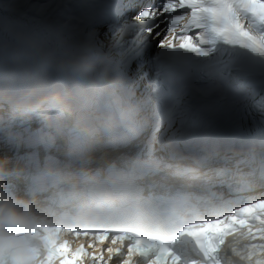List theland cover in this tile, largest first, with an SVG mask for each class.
<instances>
[{
    "label": "clouds",
    "instance_id": "1",
    "mask_svg": "<svg viewBox=\"0 0 264 264\" xmlns=\"http://www.w3.org/2000/svg\"><path fill=\"white\" fill-rule=\"evenodd\" d=\"M14 45L21 57L0 74V264H37L45 229L76 247L75 233L116 213L120 198L101 191L114 168L105 157L120 137L148 132L154 98L132 87L111 47L81 33L16 36ZM221 256L264 264V238L240 228Z\"/></svg>",
    "mask_w": 264,
    "mask_h": 264
},
{
    "label": "snow or ice",
    "instance_id": "2",
    "mask_svg": "<svg viewBox=\"0 0 264 264\" xmlns=\"http://www.w3.org/2000/svg\"><path fill=\"white\" fill-rule=\"evenodd\" d=\"M63 7L67 8L68 5ZM80 7L88 9L90 21L96 27L100 25L104 14L114 12V6L109 2H94ZM179 9H190V18L177 33L171 27L176 20H171V24L165 22ZM103 23L108 28L114 47L121 50L122 71L132 78L138 61L143 58L142 54L154 41L158 53L184 50L197 58H211L214 47L205 48L201 45L214 46L222 40L226 45L251 49L264 58V0H154L153 3L138 6L131 21L124 19L121 23V19H117L104 20ZM162 24L165 27H161ZM136 27L139 31L135 36L125 40V34ZM190 28L203 31L198 32L194 39L188 32ZM164 32H170L171 35L159 39ZM145 62L151 66L157 92L163 94V86L167 83L164 67L156 57ZM213 65L216 67L213 68ZM206 68L209 69L207 74L193 81L187 95L178 101L179 107L172 125L175 128L174 136L186 144L200 138L196 103L213 94L223 95L230 101L232 108L239 114V122L250 120L252 124L264 127V59L251 66L231 60L209 59ZM259 206L264 207V201ZM256 207L248 205L239 208L238 215L227 217L226 221L245 224L246 220L241 219V215H247ZM217 224L224 225L225 221H218ZM227 226L231 227V224ZM50 231L45 229L46 233ZM43 240L45 253L37 264H84L87 258L99 264L102 259V254L98 256L95 251L88 252L83 244L73 247L69 241H60L52 234L45 235ZM91 247L93 245H88V248Z\"/></svg>",
    "mask_w": 264,
    "mask_h": 264
},
{
    "label": "bare ground",
    "instance_id": "3",
    "mask_svg": "<svg viewBox=\"0 0 264 264\" xmlns=\"http://www.w3.org/2000/svg\"><path fill=\"white\" fill-rule=\"evenodd\" d=\"M60 2L61 0H0V16L23 19L26 21L51 18L50 20L52 21L55 18L56 8ZM28 13L34 16H30ZM202 31V29H199V32ZM254 35H259V33H254ZM162 38L163 35H161L159 39ZM252 54L255 55L259 61L264 59L259 56L258 52H252Z\"/></svg>",
    "mask_w": 264,
    "mask_h": 264
}]
</instances>
